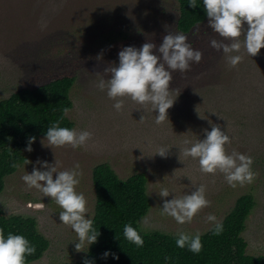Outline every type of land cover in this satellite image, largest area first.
<instances>
[{
	"label": "rangeland",
	"instance_id": "obj_1",
	"mask_svg": "<svg viewBox=\"0 0 264 264\" xmlns=\"http://www.w3.org/2000/svg\"><path fill=\"white\" fill-rule=\"evenodd\" d=\"M179 15V0H0V98L58 77L75 76L73 107L67 116L77 131L93 134L86 147L77 149L45 146L41 143L45 136H40L31 152L24 150L26 161L6 178L0 194L5 213L35 217L50 240L44 255L28 264L72 263L89 249L86 243L82 251L75 249L78 236L61 223L60 206L22 179L34 167L41 168L38 159L54 163L55 158L59 171L80 164L76 190L84 193L91 218L96 203L93 170L98 164L109 163L124 179L145 172L151 199V208L139 223L145 232L205 233L214 226L206 219L209 214L221 222L240 195L252 192L256 205L244 237L250 253L264 254V48L254 57L243 46L239 53L224 54L210 45L212 39L222 38L208 26V19L195 26L185 35L203 53L202 60L185 73H173L170 96L176 100L161 124L155 123L157 113L151 105L124 98L123 110L117 111L106 90L98 87L102 75L110 78L104 70L118 65L122 47L140 48L147 42L158 49L165 35L179 32ZM237 54L242 60L233 67L228 55ZM213 125L230 136L228 153L253 158L252 183L231 187L223 173L205 174L198 159L183 155L181 149L190 146L185 141L204 139V130ZM161 148L168 149L166 156L157 153ZM201 184L211 204L190 223L178 224L161 214L165 200L191 194ZM162 188L169 190L168 197L159 195Z\"/></svg>",
	"mask_w": 264,
	"mask_h": 264
},
{
	"label": "clouds",
	"instance_id": "obj_2",
	"mask_svg": "<svg viewBox=\"0 0 264 264\" xmlns=\"http://www.w3.org/2000/svg\"><path fill=\"white\" fill-rule=\"evenodd\" d=\"M188 4L196 8L197 0H188ZM202 4L208 17V26L222 38L212 39V48L231 54L239 53L243 46L251 57L258 55L264 48V0H202ZM202 57L203 53L193 48L184 33H169L164 36L158 49L155 44L147 42L140 48L122 47L118 53V65L104 70L106 74H110V78L105 79L102 75L98 87L101 91L106 90L117 111L123 110L124 98H130L140 105H151L152 110L157 113L155 123L161 124L168 119V109L176 100L170 96L173 73L189 71L193 63L201 62ZM241 60L242 56L238 54L228 55V62L233 67ZM204 131V139L195 143L185 141L190 146L181 149L183 155L198 159L200 171L205 174L223 173L231 187L252 183L256 175L252 167L253 158L235 151L228 153L226 145L231 142V138L219 126L213 125L210 131ZM92 135L87 130L62 127L60 121H56L50 123L41 143L52 148L70 145L77 149L86 147ZM45 139L48 141L47 145L44 143ZM35 140L36 137H29L27 151L33 150ZM167 152L168 149L161 148L157 153L166 156ZM36 163L44 170L34 167L22 179L29 188L41 191L44 197H51L60 206L61 223L71 227L78 236L75 249L79 252L85 243L90 246L98 242L100 230L97 231L93 226L88 201L83 192L76 190L82 175L80 164L77 162L71 170L59 171L56 158L54 163L39 159ZM159 195L168 197L170 192L167 188H162ZM210 204L211 201L206 198V187L201 184L191 194L165 200L161 214L172 217L178 224L190 223ZM206 219L214 224L213 235H219L223 231V224L214 214H209ZM123 237L137 247H143L142 236L131 224L124 226ZM176 245L180 248L187 247L189 251L198 254L203 249L201 233L192 235L180 232L177 234ZM35 252L36 246L24 235L11 232L5 235L4 230L0 229V264H26L27 257ZM102 255L104 258L112 256L113 259H119L111 251H105ZM85 264H94V261L85 260Z\"/></svg>",
	"mask_w": 264,
	"mask_h": 264
},
{
	"label": "trees",
	"instance_id": "obj_3",
	"mask_svg": "<svg viewBox=\"0 0 264 264\" xmlns=\"http://www.w3.org/2000/svg\"><path fill=\"white\" fill-rule=\"evenodd\" d=\"M179 3V32L187 34L208 19L202 0H197L196 8H192L188 0H179ZM75 81V76L65 75L0 98V194L6 178L26 161L24 150L29 137L37 140L46 136L50 123L56 121H60L62 127L74 128L75 123L67 116V111L73 107L71 89ZM147 183L145 172L124 179L109 163L98 164L93 170L96 203L92 220L100 236L81 260L65 264H85V260L94 264H264V254L250 253L244 237L247 219L256 205L252 192L237 198L233 209L221 221L223 231L219 235H213L214 226L201 234L203 249L195 254L187 247L176 245L177 234L140 229L141 219L151 208ZM126 224L138 230L144 240L143 247L124 239ZM0 229L5 235L22 234L36 246L35 254L27 257L26 264L40 259L50 247V240L39 230L35 217L7 215L1 204ZM105 251L117 254L119 259L104 258Z\"/></svg>",
	"mask_w": 264,
	"mask_h": 264
}]
</instances>
